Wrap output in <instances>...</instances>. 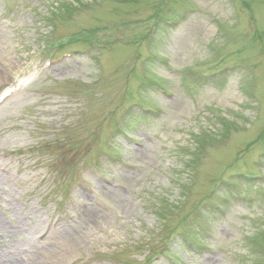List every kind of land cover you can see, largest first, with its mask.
Masks as SVG:
<instances>
[{"label":"rangeland","instance_id":"rangeland-1","mask_svg":"<svg viewBox=\"0 0 264 264\" xmlns=\"http://www.w3.org/2000/svg\"><path fill=\"white\" fill-rule=\"evenodd\" d=\"M172 8L185 19L157 26ZM50 30L114 48L44 54ZM62 51L76 59L46 69ZM0 176L9 264H264V0H0ZM181 233L211 252H188Z\"/></svg>","mask_w":264,"mask_h":264},{"label":"bare ground","instance_id":"bare-ground-1","mask_svg":"<svg viewBox=\"0 0 264 264\" xmlns=\"http://www.w3.org/2000/svg\"><path fill=\"white\" fill-rule=\"evenodd\" d=\"M10 67H11V72H6L7 74H9L12 78L14 77V72H16L17 73V70H16V68H17V66H11L10 65ZM18 68H19V66H18ZM2 177L0 176V184H2ZM88 213V211H85L84 212V218H87L88 216H87V213ZM3 224V223H2ZM2 224L0 223V249H2V250H4V248H5V245H4V240H5V237L3 236V227H2ZM14 233V232H13ZM12 236V235H11ZM3 251H0V254L2 253Z\"/></svg>","mask_w":264,"mask_h":264}]
</instances>
